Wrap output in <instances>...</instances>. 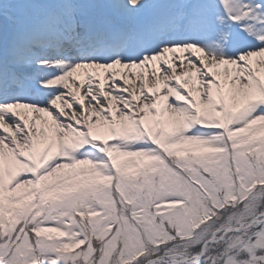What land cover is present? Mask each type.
I'll list each match as a JSON object with an SVG mask.
<instances>
[{
  "label": "snow or ice",
  "instance_id": "1",
  "mask_svg": "<svg viewBox=\"0 0 264 264\" xmlns=\"http://www.w3.org/2000/svg\"><path fill=\"white\" fill-rule=\"evenodd\" d=\"M0 264H264V0H0Z\"/></svg>",
  "mask_w": 264,
  "mask_h": 264
}]
</instances>
